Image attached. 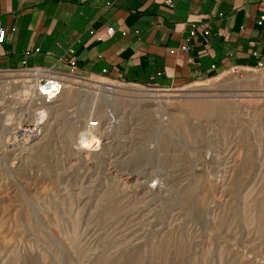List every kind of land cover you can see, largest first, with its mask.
<instances>
[{
    "label": "rangeland",
    "instance_id": "rangeland-1",
    "mask_svg": "<svg viewBox=\"0 0 264 264\" xmlns=\"http://www.w3.org/2000/svg\"><path fill=\"white\" fill-rule=\"evenodd\" d=\"M83 75L45 140L0 158V264H264V70L170 87ZM107 107L111 143L77 154Z\"/></svg>",
    "mask_w": 264,
    "mask_h": 264
},
{
    "label": "crops",
    "instance_id": "crops-1",
    "mask_svg": "<svg viewBox=\"0 0 264 264\" xmlns=\"http://www.w3.org/2000/svg\"><path fill=\"white\" fill-rule=\"evenodd\" d=\"M0 27V67L66 71L70 51L79 74L163 87L264 58V0H0Z\"/></svg>",
    "mask_w": 264,
    "mask_h": 264
},
{
    "label": "built area",
    "instance_id": "built-area-1",
    "mask_svg": "<svg viewBox=\"0 0 264 264\" xmlns=\"http://www.w3.org/2000/svg\"><path fill=\"white\" fill-rule=\"evenodd\" d=\"M165 2L172 4V0ZM106 31L112 35L114 28L108 26ZM4 33L0 27V43ZM182 47L189 49L188 45ZM34 50L38 51L39 48ZM65 62L68 67L66 71H59L52 66L28 64L24 60L17 66L0 67V158L20 160L30 155L45 140L53 104L64 87L73 83V78L85 77L77 72L76 58L72 52L65 55ZM250 68L264 70V58ZM105 71L102 69V73ZM239 72L235 65L228 67V73L232 75H238ZM117 121L115 113L108 107L102 114L84 119L75 137L79 144L74 145L73 150L79 155H89L95 151H87L86 147H80V143L86 142L90 146L93 140L99 141L103 147L107 146L113 139L112 127Z\"/></svg>",
    "mask_w": 264,
    "mask_h": 264
},
{
    "label": "bare ground",
    "instance_id": "bare-ground-1",
    "mask_svg": "<svg viewBox=\"0 0 264 264\" xmlns=\"http://www.w3.org/2000/svg\"><path fill=\"white\" fill-rule=\"evenodd\" d=\"M62 94H63V93H62ZM49 125H50V123H49ZM48 127H49V126H48ZM77 144H79V143H78V139H77ZM77 144H76V145H77ZM80 144H81L80 147H86V148H87V149H86L87 151H90V150L94 151L93 148L98 149V147H99V143H98V141H95V140H93L92 143H90V144H91L90 146H94L93 148L91 147L92 149H89V148H88V147H90V146L88 145L89 143L81 142ZM94 144H95V145H94Z\"/></svg>",
    "mask_w": 264,
    "mask_h": 264
}]
</instances>
